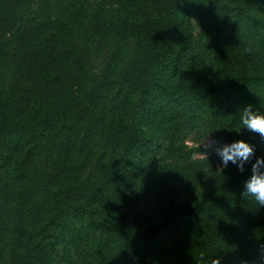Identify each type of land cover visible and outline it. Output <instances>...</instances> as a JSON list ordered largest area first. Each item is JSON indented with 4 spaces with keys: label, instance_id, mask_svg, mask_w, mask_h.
<instances>
[{
    "label": "trees",
    "instance_id": "16d2710c",
    "mask_svg": "<svg viewBox=\"0 0 264 264\" xmlns=\"http://www.w3.org/2000/svg\"><path fill=\"white\" fill-rule=\"evenodd\" d=\"M115 4L119 13L115 9L104 22L79 8L57 14L38 0H0V70L19 89L32 83L15 98L0 89V174L11 189L0 208V230L10 231L0 264H208L217 257L221 264H264V206L243 194L251 164L264 158V140L240 119L248 105L264 112V0ZM143 5L153 15H138ZM97 27L112 28L108 42L96 41ZM68 28L70 36L64 34ZM130 43L136 46L131 51ZM100 47L113 49L114 57L128 51L129 68L113 65L111 78H118L116 94L143 116L106 118L105 105L98 104L96 129L84 120L83 131L87 111L71 106L79 91L67 79L83 76L82 55L101 56ZM63 86L68 120L63 103H45L50 87ZM72 117L78 118L77 131ZM50 119L68 125L63 135L75 138L69 148L87 158L94 154L103 166L87 197L75 187L79 179L68 174L61 185L53 183L56 171L43 184L27 177L32 149L22 145L59 130ZM28 124L49 130L33 136ZM238 131L236 140L254 147L252 160L243 172L229 162L204 186L206 160L186 159L197 148L184 139ZM18 199L31 205L17 208L23 204Z\"/></svg>",
    "mask_w": 264,
    "mask_h": 264
},
{
    "label": "rangeland",
    "instance_id": "374dc122",
    "mask_svg": "<svg viewBox=\"0 0 264 264\" xmlns=\"http://www.w3.org/2000/svg\"><path fill=\"white\" fill-rule=\"evenodd\" d=\"M34 1V0H32ZM40 2V5L48 6L50 10L53 12H58L57 14L62 13L65 10L68 9H77L79 8V12L83 13L81 9L88 11V15L91 16V18H97V16H103L104 22L110 21L111 16L115 13V9H118L119 13V6L115 4V0H38ZM146 1V0H143ZM33 4L31 5L32 8ZM12 8V6L10 7ZM261 10V15H264V11ZM138 12V15L143 16L145 14H150V9L146 6H140L136 10ZM151 15H153L151 13ZM52 18L55 19V14H51ZM53 19V20H54ZM198 21L194 19V17L191 18V23L194 25L195 33L199 31V25L197 23ZM57 24H53L54 28H56ZM143 25V24H142ZM113 26V25H112ZM76 30L77 28L74 27ZM64 34L67 36L72 35L73 32H71V28L65 29ZM112 28L107 31H103L100 27H97L96 29V41L98 42V39L100 37L103 38V40H106L108 42L111 39L112 35ZM40 33V39L42 40L44 35ZM99 37V38H98ZM33 39L32 32L29 33L25 38V44L27 42H31ZM131 41V40H130ZM103 42V41H102ZM101 43V42H99ZM134 47L132 43H130L129 51H131ZM98 51L102 52L101 56L95 57V53H89L82 55V57L85 59V74L82 76L80 74H76L73 78L67 79L72 82V84L77 85V90L79 91V94H77V98L75 97L73 99V102H71V106H75L76 108H83L85 107L87 114L83 115V131H86L84 127V120L87 123V127L90 129L91 126L95 127V119L100 110L98 107L99 105H105V116L106 118H113L116 116H124L130 121H137L140 120L143 116V113H139L137 108L134 107L132 102L124 101L123 96H120V93L116 94V89L118 88L119 84L115 83L114 81H118V78L112 79L111 78V70L114 67L113 65H116L117 68L128 69L129 66L126 63L125 54L128 52L126 49L123 52L124 57L117 56L114 57V50L113 49H101V47L98 49ZM75 71V69H74ZM104 75L106 78H102L101 76ZM4 78V79H3ZM3 79V81H1ZM119 83L121 84L124 80H122L121 76H119ZM0 81L1 86L0 89L5 91V94H7L11 98H15L19 92L20 89H23L25 87H30L31 82H26V84H22L20 89L15 86L12 82H6L5 76L3 75L2 71L0 70ZM31 83V84H30ZM29 84V85H28ZM24 86V87H23ZM51 91L47 93V99L45 101L46 104L51 103L53 106H57L58 104H62L61 107V114L62 117L68 120L70 117H66L64 115V106L67 105L64 103V95L69 94L68 87L63 86L61 88H57L56 90L53 89L54 87H50ZM53 89V90H52ZM81 102V104H80ZM91 109L93 111H91ZM15 111L11 110L10 113H13ZM94 112V113H93ZM41 113V112H40ZM72 114H74V111H72ZM75 121L73 124V130L77 131L79 130V124H78V118H73ZM51 120V119H50ZM49 120V121H50ZM53 122V126L59 125V130L50 133L48 138L45 140L44 138H39L37 141L32 139L28 144H23L22 146H26V148L32 149V154L28 157V160H26V163L28 164V179L32 181H38L39 183L43 184L45 182V178H49L50 174H52L54 171H56V180L53 181L56 185L66 184V182H63L65 179V174H68L70 177H75L76 179H79L78 185H76V188H81L77 190L80 193H83V197H87L89 195V190L93 186V180L95 177H97L98 172H102V165L96 164L94 161V154H91L86 157V154L80 155L77 153L73 148H69L68 145L75 143V138L70 137L69 139L66 138L65 135H63V132H65L67 126L65 123H57L54 121V119L51 120ZM20 126V125H19ZM28 131H30L33 136L35 132H48V125L46 124H39L38 128L35 129L34 126L27 125ZM55 126V127H56ZM70 126V125H69ZM70 128V127H69ZM93 129V128H92ZM94 130V129H93ZM72 131V130H71ZM81 131H79L80 133ZM241 136V133L234 132L230 135H227L225 137L223 136H211L215 138L216 140L222 142V143H230L233 140L238 139ZM207 137H199L189 135L187 138L184 139V143L188 148H197V153L193 155L192 158L187 157L188 160H206L205 163V169L204 175L202 176V180L204 181V186H208L212 181V176L215 173L222 172L226 167L222 165L220 157L213 151H208L206 153V157L203 153V148L199 147L202 141H204ZM78 143V140H77ZM35 144L37 145L35 148ZM176 146H179L178 143H176ZM86 148V147H83ZM64 160H66L64 163H62ZM58 173V174H57ZM71 183L70 181H68ZM73 184H75V180H73ZM66 188V187H65ZM64 188V190H65ZM10 180L8 179V176H4L0 174V208L1 205L9 198L10 195ZM24 199H18L16 201V204L23 203ZM30 200L27 202L19 205L17 208L24 209L28 206H30ZM10 231L9 230H0V258L2 249L1 246H5L7 241L9 240ZM12 261L13 259H9Z\"/></svg>",
    "mask_w": 264,
    "mask_h": 264
},
{
    "label": "clouds",
    "instance_id": "9594fccd",
    "mask_svg": "<svg viewBox=\"0 0 264 264\" xmlns=\"http://www.w3.org/2000/svg\"><path fill=\"white\" fill-rule=\"evenodd\" d=\"M240 119L245 130L264 140V112L248 105L241 111ZM199 147L203 148L205 157L208 151H213L220 157L223 166L231 162L241 172L254 156V147L243 139L222 143L209 135ZM243 194L253 197L259 206H264V158L256 157L251 164V174L244 183ZM260 250L261 258L264 259V245L260 246ZM208 264H221V260L219 257L213 258ZM242 264H247V261H242Z\"/></svg>",
    "mask_w": 264,
    "mask_h": 264
}]
</instances>
